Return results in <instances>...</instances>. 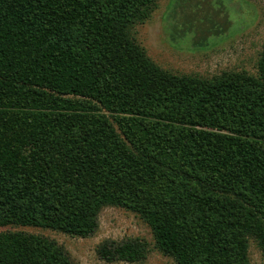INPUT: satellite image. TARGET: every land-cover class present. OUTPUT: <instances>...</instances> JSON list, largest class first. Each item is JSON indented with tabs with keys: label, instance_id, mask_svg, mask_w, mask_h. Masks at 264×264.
<instances>
[{
	"label": "trees",
	"instance_id": "obj_1",
	"mask_svg": "<svg viewBox=\"0 0 264 264\" xmlns=\"http://www.w3.org/2000/svg\"><path fill=\"white\" fill-rule=\"evenodd\" d=\"M154 0H0V227L85 238L131 211L176 264L264 254V44L255 74L176 73L133 33ZM107 262L147 243L105 240ZM0 264H75L55 241L0 231Z\"/></svg>",
	"mask_w": 264,
	"mask_h": 264
},
{
	"label": "rangeland",
	"instance_id": "obj_2",
	"mask_svg": "<svg viewBox=\"0 0 264 264\" xmlns=\"http://www.w3.org/2000/svg\"><path fill=\"white\" fill-rule=\"evenodd\" d=\"M154 10L133 28L137 42L161 68L209 77L224 70L255 74L264 44V0H154ZM98 228L88 237L71 236L48 228L6 226L51 239L62 246L75 264H176L154 247L148 225L139 215L106 206ZM138 238L147 243L146 257L138 262H107L96 247L105 240ZM250 264H264V254L250 240Z\"/></svg>",
	"mask_w": 264,
	"mask_h": 264
}]
</instances>
